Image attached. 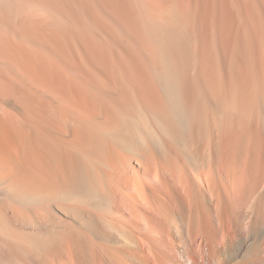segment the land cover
I'll return each mask as SVG.
<instances>
[{"label": "bare ground", "instance_id": "1", "mask_svg": "<svg viewBox=\"0 0 264 264\" xmlns=\"http://www.w3.org/2000/svg\"><path fill=\"white\" fill-rule=\"evenodd\" d=\"M0 264H264V0H0Z\"/></svg>", "mask_w": 264, "mask_h": 264}]
</instances>
